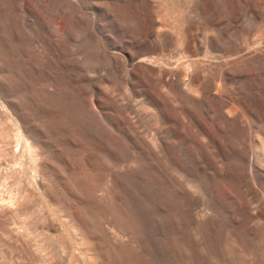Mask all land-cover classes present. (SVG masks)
<instances>
[{"label":"rangeland","instance_id":"rangeland-1","mask_svg":"<svg viewBox=\"0 0 264 264\" xmlns=\"http://www.w3.org/2000/svg\"><path fill=\"white\" fill-rule=\"evenodd\" d=\"M0 264H264V0H0Z\"/></svg>","mask_w":264,"mask_h":264}]
</instances>
